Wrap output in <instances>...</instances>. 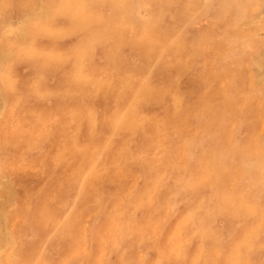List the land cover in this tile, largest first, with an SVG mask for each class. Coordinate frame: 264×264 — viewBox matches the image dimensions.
Masks as SVG:
<instances>
[{
  "label": "rangeland",
  "instance_id": "1",
  "mask_svg": "<svg viewBox=\"0 0 264 264\" xmlns=\"http://www.w3.org/2000/svg\"><path fill=\"white\" fill-rule=\"evenodd\" d=\"M263 73L264 0H0V263L264 264Z\"/></svg>",
  "mask_w": 264,
  "mask_h": 264
},
{
  "label": "bare ground",
  "instance_id": "2",
  "mask_svg": "<svg viewBox=\"0 0 264 264\" xmlns=\"http://www.w3.org/2000/svg\"><path fill=\"white\" fill-rule=\"evenodd\" d=\"M262 1H263V0H262ZM260 5H261V4H260ZM259 7H260V6H259ZM259 10H260V9H259ZM261 10H262V9H261ZM261 10H260V11H261ZM258 18H259V17H258ZM221 29H222V28H221ZM256 33H257V32H256ZM255 35H256V34H255ZM83 55H84V54H83ZM185 61H186V60H185ZM252 63H253V62H252ZM256 63H257V62H256ZM254 64H255V63H254ZM256 65H257V64H256ZM254 67H255V66H254ZM257 67H258V65H257ZM258 69H259V68H258ZM263 74H264V73H263ZM263 74H262V75H263ZM258 77H260V76H258ZM261 77H262V76H261ZM255 79H256V77H255ZM250 80H252V78H250ZM256 80H257V79H256ZM262 81H263V80H262ZM249 82H250V81H249ZM204 84H205V83H204ZM232 87H233V86H232ZM237 88H238V87H237ZM237 88H236V89H237ZM258 90H259V89H258ZM41 93H42V92H41ZM232 93H233V92H232ZM232 93H231V94H232ZM243 94H244V93H243ZM259 94H260V93H259ZM246 95H247V92H246ZM248 95H249V93H248ZM171 96H172V95H171ZM134 98H135V97H134ZM177 98H178V97H177ZM177 101H180V100H177ZM175 102H176V99H175ZM175 102H174V104H176ZM177 104H178V103H177ZM237 107H238V106H237ZM158 110H160V109H158ZM224 111H225V110H224ZM227 111H228V110H227ZM223 113H224V112H223ZM225 114H226V113H225ZM225 114H224V116H225ZM231 114H232V113H231ZM226 116H228V115H226ZM226 116H225V117H226ZM22 118H23V117H22ZM138 120H139V119H138ZM221 122H222V121H221ZM223 123H224V122H223ZM243 123H244V121H243ZM245 123H246V122H245ZM247 123H248V122H247ZM241 126H242V125H241ZM241 126H240V127H241ZM244 126H245V125H244ZM246 126H247V125H246ZM247 128H248V127H247ZM247 128H246V129H247ZM246 129H245V130H246ZM239 130H240V129H239ZM238 132H239V131H237V133H238ZM234 134H235V133H234ZM239 135H240V133H239ZM242 135H243V134H242ZM245 135H246V134H245ZM263 136H264V135H263ZM263 136H262V138H264ZM206 137H207V136H206ZM208 137H209V136H208ZM212 137H213V134H212ZM209 138H210V137H209ZM213 138H214V137H213ZM205 139H206V138H205ZM209 140H210V139H209ZM236 140H237V139H236ZM172 141H173V140H172ZM202 141H203V140H202ZM263 141H264V140H263ZM5 142H6V140H5ZM215 142H216V141H215ZM258 142H259V141H258ZM209 143H211V142H209ZM235 143H236V142H235ZM259 143H260V142H259ZM2 144H3V142H2ZM212 144H213V143H212ZM255 144H257V143H255ZM207 145H208V144H207ZM215 145H217V144H215ZM39 146H40V145H39ZM39 146H38V147H39ZM140 146H142V145H140ZM158 146H159V145H158ZM257 146H258V145H257ZM3 147H4V146H3ZM203 147H204V146H203ZM210 147H211V146H210ZM210 147H209V148H210ZM215 147H216V146H215ZM236 147H237V146H236ZM236 147H235V148H236ZM5 148H6V147H5ZM33 148H34V147H33ZM33 148H32V149H33ZM200 148H201V147H200ZM204 148H205V147H204ZM235 148H233V149L235 150ZM32 149H31V150H32ZM141 149H143V148H141ZM212 149H213V147H212ZM238 149H239V148H238ZM262 149H263V148H262ZM6 150H7V148H6ZM33 150H34V149H33ZM201 150H202V149H201ZM222 150H223V149H222ZM222 150H221V151H222ZM225 150H227V149H225ZM225 150H223V151H225ZM37 151H38V150H37ZM141 151H142V150H141ZM141 151L139 150L140 153H141ZM198 151L200 152V149H199ZM221 151H219V152H221ZM227 151H228V150H227ZM229 151H230V149H229ZM229 151H228V152H229ZM232 152H233V151H232ZM5 153H6V152H5ZM5 153H4V154H5ZM195 153H196V152H195ZM225 153H226V152H225ZM225 153H224V154H225ZM248 153H250V152H248ZM224 154H223V155H224ZM242 154H243V152H242ZM244 154H246V153H244ZM256 154H257V153H256ZM261 154H262V153H261ZM96 155H97V154H96ZM139 155H140V154H139ZM157 155H158V154H157ZM196 155H197V154H196ZM213 155H214V154H213ZM225 155H226V154H225ZM233 155H234V154H233ZM239 155H240V154H239ZM250 155H251V154H249V156H250ZM252 155L255 156L254 154H252ZM262 155H263V154H262ZM159 156H160V155H159ZM220 156H222L221 153H220ZM247 156H248V154H247ZM253 156H251L250 158L253 159V158L256 157V156H255V157H253ZM137 158H138V157H137ZM189 158H190V156H189ZM244 159H245V158H244ZM252 159H251V160H252ZM131 160H132V159H131ZM218 160H219V159H218ZM230 160H231V159H230ZM230 160H229V161H230ZM215 161H217V160L215 159ZM219 161H220V160H219ZM0 162H1V159H0ZM231 162H232V160L230 161V163H231ZM238 162H239V161H238ZM64 163H65V162H64ZM135 163H136V162H135ZM192 163H193V162H192ZM192 163H191V164H192ZM199 163H200V161H199ZM199 163H198V164H199ZM211 163H212V162H211ZM218 163H219V162H218ZM230 163H229V164H230ZM239 163L241 164V162H239ZM242 163H243V162H242ZM251 163H252V161L250 162V164H251ZM188 164H189V163H188ZM233 164H234V163H233ZM189 165H190V164H189ZM189 165H188V166H189ZM213 165H215V164H213ZM221 165H222V164H220L219 166L217 165V167H220ZM105 166H106V165H105ZM195 166H196V165H195ZM202 166H203V165H202ZM204 166H205V164H204ZM231 166H232V165H231ZM231 166H230V167H231ZM244 166H245V165H244ZM250 166H251V165H250ZM78 167H79V165H78ZM151 167H152V166H151ZM205 167H207V166H205ZM188 168H189V167H188ZM208 168H209V167H208ZM148 169H150V168H148ZM148 169H147V170H148ZM156 169H157V168H156ZM195 169H196V167H195ZM199 169H200V167H199ZM229 169H230V168H229ZM245 169H246V168H245ZM196 170H198V169H196ZM207 170H208V169H207ZM219 170H221V168L218 169V171H219ZM227 170H228V169H227ZM227 170H226V173H227ZM249 170H250V169H249ZM208 171H209V170H208ZM208 171H206V172H208ZM211 171H212V170H211ZM213 171H216V170L213 169ZM247 171H248V169H247ZM77 172H78V171H77ZM149 172H150V171H149ZM220 172H221V171H220ZM150 173H151V172H150ZM150 173L147 172V174H150ZM255 173H256V172H255ZM78 174H79V173H78ZM80 174H81V173H80ZM210 174H211V173H210ZM144 175H145V174H144ZM221 175H223V173H222ZM248 175H249V174H248ZM263 175H264V174H263ZM218 176H219V175H218ZM79 177H80V176H79ZM142 177H143V176H142ZM145 177H146V176H145ZM249 177H250V176H249ZM249 177L247 176L246 179H247V180L250 179ZM263 177H264V176H263ZM52 178H53V177H52ZM74 178H75V177H74ZM176 178H178V177L176 176ZM181 178H182V177H181ZM181 178H180V180H181ZM5 180H6V179H5ZM184 180H185V177H184ZM261 180L263 181L264 178L261 179ZM51 181H52V180H51ZM73 181H74V180H73ZM178 181H179V180H178ZM181 181H182V180H181ZM218 181H219V180H218ZM182 182H184V181H182ZM216 182H217V181H216ZM247 182H248V181H247ZM263 182H264V181H263ZM47 183H48V182H47ZM75 183H76V182H75ZM139 184H140V183H139ZM236 184H237V182H236ZM236 184H235V185H236ZM27 185H28V184H27ZM101 185H102V184H101ZM111 185L113 186V184H111ZM172 185H173V184H172ZM212 185H213V184H212ZM237 185H238V184H237ZM116 186H117V185H116ZM135 186H137V185H135ZM138 186H139V185H138ZM224 186L226 187V185H224ZM224 186H223V189H224ZM241 186H242V185H241ZM241 186H240V187H241ZM43 187H44V186H43ZM104 187H105V186H104ZM70 188H71V187H70ZM112 188H113V187H112ZM204 188H206V187H204ZM207 188H208V186H207ZM213 188H214V187H213ZM42 189H43V188H42ZM134 189H136V188H134ZM195 189H197V188H195ZM208 189H209V188H208ZM226 189H227V188H226ZM231 189H232V188H231ZM234 189H235V188H234ZM74 190H75V189H74ZM92 190H93V189H92ZM114 190H117V189H114ZM191 190H192V189H191ZM193 190H194V189H193ZM217 190H218V188H217ZM232 190H233V189H232ZM241 190H242V189H241ZM110 191H111V190H110ZM110 191H109V192H110ZM132 191H133V189H132ZM181 191H182V190H181ZM204 191H205V189H204ZM209 191H210V190H209ZM226 191H227V192H231L230 189H229V190H226ZM79 192H80V191H79ZM189 192H190V191H189ZM193 192H194V191H193ZM232 192H233V191H232ZM236 192H237V191H236ZM39 193H40V192H39ZM39 193H38V194H39ZM113 193H114V192H113ZM242 193H243V191H242ZM242 193H241V194H242ZM84 194H85V193H84ZM90 194H91V193H90ZM104 194H105V193H104ZM225 194H226V193H225ZM101 195H102V194H101ZM126 195H128V194H126ZM129 195H131V194H129ZM168 195H169V194H168ZM170 195H171V194H170ZM207 195H208V194H207ZM238 195H239V194H238ZM88 196H89V195H88ZM131 196H132V195H131ZM131 196H130V197H131ZM166 196H167V195H166ZM182 196H183V194H182ZM182 196H181V197H182ZM185 196H186V195H185ZM209 196H210V195H209ZM226 196H227V195H226ZM240 196L243 197L242 195H240ZM32 197H34V196H32ZM97 197H98V196H97ZM97 197H96V198H97ZM107 197H108V196H107ZM122 197L124 198L125 196H122ZM213 197L215 198V196H213ZM213 197H212V198H213ZM230 197H231V196H230ZM236 197H238V196H236ZM53 198H54V197H53ZM68 198H69V197H68ZM72 198H74V196H73ZM86 198H87V196H86ZM93 198H94V196H93ZM126 198H128V197H126ZM191 198H192V196H191ZM209 198H210V197H209ZM30 199H31V198H30ZM34 199H35V198H34ZM56 199H57V197H56ZM59 199H60V198H59ZM59 199H58V201H59ZM94 199H95V198H94ZM94 199H93V200H94ZM97 199H98V198H97ZM120 199H121V198H120ZM124 199H125V198H124ZM188 199H189V198H188ZM226 199H227V198L225 197V200H226ZM64 200H65V199H64ZM91 200H92V199H91ZM126 200H127V199H126ZM140 200H141V199H140ZM196 200H197V199H196ZM196 200H195V201H196ZM210 200H211V199H210ZM229 200H230V198H229ZM229 200L227 199L226 201L228 202ZM56 201H57V200H56ZM87 201H88V200H87ZM89 201H90V200H89ZM94 201H95V200H94ZM97 201H98V200H97ZM101 201H102V200H101ZM178 201H179V200H178ZM206 201H207V200H206ZM212 201H213V200H212ZM258 201H259V200H258ZM67 202H68V201H67ZM136 202H137V201H136ZM170 202H171V201H170ZM197 202H198V201H197ZM207 202H208V201H207ZM213 202H214V201H213ZM231 202H232V201H231ZM242 202H243V201H242ZM65 203H66V202H65ZM65 203H64V204H65ZM75 203H76V202H75ZM82 203H83V202H81V204H82ZM101 203H102V202H101ZM124 203H125V202H124ZM126 203H127V202H126ZM126 203H125V204H126ZM156 203H159V202H156ZM175 203H176V201H175ZM175 203L172 204V205H175ZM228 203L230 204V202H228ZM240 203H241V201H240ZM240 203H239V204H240ZM29 204H30V203H29ZM90 204H91V203H90ZM118 204H119V203H118ZM136 204H139V202H137ZM143 204H144V203H143ZM146 204H147V203H146ZM200 204H201V203H200ZM206 204H207V203H206ZM226 204H227V203H226ZM229 204H228V205H229ZM243 204H245V203H243ZM246 204H247V202H246ZM87 205H88V204H87ZM91 205H92V204H91ZM94 205H96V204L94 203ZM123 205H124V204H123ZM133 205H134V204H133ZM141 205H142V204H141ZM228 205H227V206H228ZM252 205H253V204H252ZM256 205H257V204H256ZM28 206H29V205H28ZM65 206H66V205H64L63 208H64ZM96 206H97V205H96ZM99 206H100V205H99ZM101 206H102V205H101ZM115 206H116V205H115ZM117 206H118V205H117ZM147 206H148V205H147ZM155 206H156V205H155ZM155 206H154V207H155ZM222 206H223V205H222ZM232 206H233V205H232ZM239 206H241V205H239ZM69 207H70V206H69ZM74 207H75V206H74ZM78 207H79V206H78ZM121 207H122V206H121ZM121 207H120V208H121ZM137 207H138V206H137ZM141 207H142V206H141ZM141 207H140V208H141ZM143 207H144V206H143ZM173 207H174V206H173ZM205 207H206V205H205ZM211 207H212V204H211ZM229 207H230V205L228 206V208H229ZM41 208H42V207H41ZM47 208H48V207H47ZM66 208H67V207H66ZM79 208H80V207H79ZM81 208H82V207H81ZM171 208H172V207H171ZM180 208H181V207H180ZM180 208H179V209H180ZM207 208H208V207H207ZM215 208H216V207H215ZM217 208H219V207H217ZM228 208H227V209H228ZM232 208H233V207H232ZM241 208H242V206H241ZM254 208H255V204H254ZM67 209H68V208H67ZM74 209H75V208H74ZM94 209H96V208H94ZM97 209H98V208H97ZM99 209H100V208H99ZM213 209H214V208H213ZM213 209H212V210H213ZM233 209H234V208H233ZM235 209H236V208H235ZM255 209H256V208H255ZM40 210H41V209H40ZM49 210H50V209H49ZM65 210H66V209H65ZM142 210H143V209H142ZM174 210H175V209H174ZM189 210H190V209H189ZM210 210H211V209H210ZM214 210H216V209H214ZM219 210H220V209H219ZM221 210H222V208H221ZM25 211H27V209H26ZM44 211L47 212V210H44ZM44 211H43V212H44ZM62 211H63V209H62ZM103 211H104V210H103ZM127 211H128V210H127ZM138 211H139V210H138ZM190 211H191V210H190ZM223 211H225V210H222V212H223ZM245 211H246V210H245ZM48 212H49V211H48ZM48 212H47V214H48ZM50 212H52V211L50 210ZM59 212H61V211L59 210ZM64 212H65V211H64ZM66 212H67V211H66ZM71 212H73V211H71ZM172 212H173V210H172ZM228 212H229V211H228ZM234 212H235V211H234ZM254 212H255V210H254ZM1 213H2V210H1ZM44 213H45V212H44ZM75 213H76V212H75ZM116 213H119V211L116 212ZM116 213H115V214H116ZM124 213H126V215H127L128 212H124ZM124 213H122V217L124 216V215H123ZM149 213H150V212H149ZM209 213H210V211H209ZM47 214H45V215H47ZM54 214H55V213H54ZM63 214H64V213H63ZM63 214H59V215L63 217V216H65V215H63ZM96 214H97V213H96ZM111 214H112V213H111ZM128 214H129V213H128ZM216 214H217V213H216ZM230 214H231V211H230ZM233 214H234V213H233ZM240 214H241V213H240ZM57 215H58V214H57ZM94 215H95V213L93 214V217H94ZM112 215H113V214H112ZM132 215H133V214H132ZM150 215H151V213H150ZM171 215H173V214H171ZM187 215H188V214H187ZM189 215H190V214H189ZM241 215H244V214L242 213ZM247 215H248V214H247ZM247 215H246V216H247ZM48 216H49V215H48ZM78 216H79V215H78ZM140 216H141V214H140ZM140 216H139V217H140ZM158 216H159V215H158ZM216 216H217V215H216ZM220 216H221V215H220ZM234 216H235V215H234ZM39 217L42 218V217H41V214H40ZM44 217H45V216H44ZM131 217H132V216H131ZM159 217H160V216H159ZM191 217H192V216H191ZM204 217H205V216H204ZM204 217H203V218H204ZM221 217H222V216H221ZM247 217H248V216H247ZM46 218H47V217H45V220H46ZM63 218H64V217H63ZM193 218H195V217H193ZM0 219H1V217H0ZM77 219H78V218H77ZM112 219H113V218H112ZM124 219H126V218H124ZM152 219H153V218H152ZM208 219H209V218H208ZM212 219H214V218H212ZM50 220H51V219H50ZM64 220H65V219H64ZM64 220H63V221H64ZM98 220H99V219H98ZM58 221H59V220H58ZM63 221H62V219H61L60 223L63 222ZM76 221H77V220H76ZM115 221H116V223L118 224V222H117L118 220H115ZM137 221H138V219H137ZM201 221H202V219H201ZM211 221H212V220H211ZM214 221H215V219H214ZM220 221H221V219H220ZM227 221H228V220H227ZM232 221H233V220H232ZM45 222H46V221H45ZM51 222H52V221H51ZM65 222H66V221H65ZM91 222H92V221H91ZM202 222H203V221H202ZM207 222H208V221H207ZM233 222H234V221H233ZM29 223H30V222H29ZM92 223H95V222H92ZM123 223H124V222H123ZM192 223H193V222H192ZM196 223H197V222H196ZM210 223H211V222H210ZM212 223H213V222H212ZM240 223H242V222H240ZM27 224H28V223H27ZM43 224H44V223H43ZM56 224H58V222H57ZM62 224H63V223H62ZM117 224H116V225H117ZM119 224H120V223H119ZM119 224H118V225H119ZM126 224H127V223H126ZM193 224H195V223H193ZM198 224H201L200 221H199ZM226 224H228V223L226 222ZM30 225H31V224H30ZM34 225H35V224H34ZM45 225H46V223H45ZM49 225H50V224H49ZM140 225H141V224H140ZM140 225H139V226H140ZM157 225H158V224H157ZM206 225H210V224L207 223ZM213 225H214V223H213ZM236 225H237V223H236ZM2 226H3V225H2ZM2 226H1V227H2ZM25 226H26V223H25ZM36 226H37V225H36ZM38 226H39V225H38ZM42 226H43V225H42ZM51 226H53V225H51ZM55 226H56V225H55ZM74 226H75V225H74ZM92 226H93V224H92ZM160 226H162V225H160ZM199 226H200V225H199ZM204 226H205V225H204ZM204 226H203V227H204ZM211 226H212V225H211ZM30 227H31V226H30ZM39 227H40V226H39ZM43 227H44V226H43ZM43 227H42V228H43ZM67 227H68V226H67ZM89 227H90V225H89ZM132 227H133V226H132ZM157 227H159V226H157ZM200 227H201V226H200ZM215 227H216V226H215ZM235 227H236V226H235ZM235 227H234V229H235ZM52 228H53V227H52ZM60 228H61V227H60ZM70 228H71V227H70ZM70 228H69V229H70ZM79 228H80V227H79ZM87 228H88V226H87ZM138 228H139V227H138ZM142 228H143V227H142ZM195 228H196V227H195ZM217 228H218V227H217ZM22 229H23V227H22ZM22 229L19 228V231L22 230ZM53 229H54V228H53ZM89 229H90V228H89ZM92 229H93V228H92ZM114 229H115V227H114ZM124 229H125V228H124ZM201 229H203V228H201ZM3 230H4V229H3ZM47 230H48V229H47ZM181 230H182V229H181ZM205 230H206V228H205ZM205 230H204V231H205ZM28 231H30V230H28ZM50 231H51V230H50ZM60 231H61V230H60ZM67 231H68V229H67ZM67 231H66L65 233H68L70 230H69L68 232H67ZM78 231H79V230H78ZM85 231H86V230H85ZM20 232H21V231H20ZM40 232H41V231H40ZM42 232H43V231H42ZM55 232H56V231H55ZM58 232H59V231H58ZM88 232H89V231H88ZM91 232H92V231H91ZM113 232H114V231H113ZM130 232H131V231H130ZM136 232H137V231H136ZM5 233H6V232H5ZM29 233H30V232H29ZM63 233H64V232H63ZM89 233H90V232H89ZM128 233H129V232H128ZM128 233H127V234H128ZM137 233H138V232H137ZM139 233H140V232H139ZM9 234H10V233H9ZM18 234H19V232H18ZM21 234H22V235H23V234L25 235V232H24V233H21ZM21 234H20V235H21ZM30 234H31V233H30ZM36 234H37V233H36ZM48 234H49V233H48ZM50 234H51V233H50ZM68 234H71V233H68ZM68 234H67V235H68ZM114 234H115V232H114ZM129 234H130V233H129ZM211 234H212V233H211ZM1 235H2V234H1ZM67 235H65V236H67ZM116 235H117V233H116ZM135 235H136V234H135V232H134V235H133V236L135 237ZM220 235H221V234H220ZM16 236H17V235H16ZM37 236H38V235H37ZM45 236H46V235H45ZM56 236H57V235H56ZM60 236H61V235H60ZM84 236H85V235H84ZM113 236H114V235H113ZM122 236H123V235H122ZM122 236H121V237H122ZM68 237H69V235H68ZM71 237H73V235H72ZM89 237H90V236H89ZM114 237H115V236H114ZM114 237H113V238H114ZM118 237H120V236H118ZM147 237H149V236H147ZM1 238H2V236H1ZM6 238H7V237H6ZM18 238H19V237H18ZM65 238H66V237H65ZM69 238H70V237H69ZM102 238H103V237H102ZM115 238H116V237H115ZM132 238H133V237H132ZM214 238H215V237H214ZM3 239H4V237H3ZM23 239H24V237H23ZM25 239H26V238H25ZM43 239H44V237H43ZM43 239H42V240H43ZM57 239H58V238H57ZM67 239H68V238H67ZM73 239H74V238H73ZM103 239H104V238H103ZM105 239H106V238H105ZM137 239H138V238H137ZM143 239H144V238H143ZM146 239H148V238H146ZM146 239H145V240H146ZM0 240H1V239H0ZM33 240H34V239H33ZM47 240H48V239H47ZM106 240H107V239H106ZM115 240H116V239H115ZM127 240H128V239H127ZM148 240H150V239H148ZM242 240H243V239H242ZM5 241H6V240H5ZM20 241L23 242V240H20ZM54 241H55V240H54ZM111 241H112V240H111ZM153 241H155V240L152 239V242H153ZM1 242H2V241H1ZM107 242H108V241H107ZM114 242H115V241H114ZM136 242H137V241H136ZM143 242H144V241H143ZM143 242H141V243H143ZM247 242H248V241H247ZM32 243H33V242H32ZM44 243H45V242H44ZM47 243H48V241H47ZM90 243H91V242H90ZM90 243H89V244H90ZM115 243H117V241H116ZM126 243H127V242H126ZM13 244H15V243H13ZM19 244H21V242H20ZM38 244H40V243H38ZM89 244H88V245H89ZM123 244H124V243H123ZM202 244H203V243H202ZM99 245H101V244H99ZM103 245H104V242H103ZM3 246H4V244H3ZM3 246H2V247H3ZM43 246H44V245H43ZM48 246H49V245H48ZM112 246H114V245H112ZM121 246H122V245H121ZM200 246H201V245H200ZM9 247H10V246H9ZM12 247H14V246H12ZM16 247H17V246H16ZM28 247H29V246H28ZM39 247H40V246H39ZM55 247H56V244H55ZM90 247L92 248L91 245H90ZM110 247H111V246H110ZM125 247H126V245H125ZM128 247L131 248V246H128ZM128 247H126V248H128ZM133 247H134V245H133ZM202 247H203V246H202ZM51 248H52V247H51ZM108 248H109V247H108ZM113 248H115V247H113ZM130 248H129V252H130ZM222 248H223V247H222ZM222 248H221V249H222ZM21 249H22V248H21ZM46 249H47V248H46ZM140 249H141V248H140ZM152 249H153V248H152ZM152 249H151V250H152ZM237 249H238V247H237ZM11 250H12V249H11ZM26 250H27V249H26ZM26 250H25V251H26ZM90 250H91V249H90ZM109 250H111V249H109ZM118 250H119V249H118ZM118 250H116L115 252L117 253ZM122 250H123V248H122ZM136 250H137V249H136ZM143 250H144V249H143ZM146 250H147V249H146ZM146 250H144V251H146ZM41 251H42V250H41ZM58 251H59V250H58ZM111 251H113V250H111ZM124 251H125V250H124ZM127 251H128V250H127ZM13 252H14V251H13ZM30 252H31V251H30ZM45 252H46V251H45ZM122 252H123V251H122ZM148 252H149V251H148ZM7 253H8V252H7ZM11 253H12V252H11ZM23 253H24V252H23ZM46 253H48V252H46ZM77 253H78V251H77ZM145 253H146V252H145ZM5 254H6V253H5ZM26 254H27V252H26ZM50 254H51V253H50ZM50 254H49V255H50ZM79 254H80V253H79ZM111 254H112V253H111ZM119 254H120V253H119ZM7 255H8V254H7ZM12 255H13V253H12ZM43 255H45V253H43ZM43 255H42V258L44 257ZM49 255H48V256H49ZM77 255H78V254H77ZM89 255H90V254H89ZM89 255H88V256H89ZM108 255H109V253H108ZM108 255H107V256H108ZM124 255H125V254H124ZM144 255H145V254H144ZM182 255H183V254H182ZM217 255H218V254H217ZM5 256H6V255H5ZM26 256H27V255H26ZM46 256H47V255H46ZM50 256H51V255H50ZM116 256H117V255H116ZM120 256H122V255H120ZM125 256H126V255H125ZM128 256H129V255H128ZM12 257H13V256H12ZM27 257H30V256H27ZM53 257H54V256H53ZM145 257H146V256H145ZM147 257H148V256H147ZM230 257H231V256H230ZM37 258H38V257H37ZM42 258H41V259H42ZM45 258H46V257H45ZM73 258H74V257H73ZM121 258H122V257H121ZM128 258H129V257H128ZM128 258H127V259H128ZM130 258H131V257H130ZM5 259H6V258H5ZM8 259H9V258H8ZM8 259H6V260H8ZM20 259H21V258H20ZM30 259H31V258H30ZM47 259H48V258H47ZM65 259H66V258H65ZM109 259H110V258H109ZM131 259H132V258H131ZM237 259H238V258H237ZM35 260H36V259H35ZM119 260H120V259H119ZM128 260H129V259H128ZM19 261H20V260H19ZM29 261H30V260H29ZM39 261H40V260H39ZM43 261H44V260L42 259V263H43ZM74 261H75V260H74ZM120 261H122V260H120ZM125 261H127V260H125ZM21 262H22V260H21ZM110 262H111V261H110ZM114 262H115V261H114ZM127 262H128V261H127ZM130 262H131V261H130ZM142 262H143V261H142ZM9 263H10V262H9ZM66 263H67V262H66ZM111 263H112V262H111ZM0 264H1V263H0ZM4 264H5V263H4ZM21 264H22V263H21ZM23 264H24V263H23ZM27 264H28V262H27ZM37 264H38V263H37ZM43 264H44V263H43ZM50 264H51V262H50ZM59 264H60V263H59ZM74 264H75V263H74ZM113 264H115V263H113ZM123 264H124V263H123ZM157 264H160V263L157 262Z\"/></svg>",
  "mask_w": 264,
  "mask_h": 264
},
{
  "label": "crops",
  "instance_id": "3",
  "mask_svg": "<svg viewBox=\"0 0 264 264\" xmlns=\"http://www.w3.org/2000/svg\"><path fill=\"white\" fill-rule=\"evenodd\" d=\"M2 97H3V96L1 95V91H0V100L2 99Z\"/></svg>",
  "mask_w": 264,
  "mask_h": 264
}]
</instances>
